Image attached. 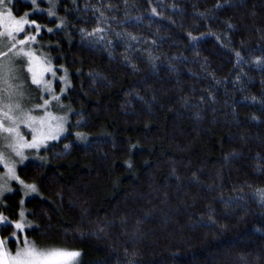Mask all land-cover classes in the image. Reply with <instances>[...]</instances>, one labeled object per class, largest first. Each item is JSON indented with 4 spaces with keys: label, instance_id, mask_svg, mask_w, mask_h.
<instances>
[{
    "label": "trees",
    "instance_id": "obj_1",
    "mask_svg": "<svg viewBox=\"0 0 264 264\" xmlns=\"http://www.w3.org/2000/svg\"><path fill=\"white\" fill-rule=\"evenodd\" d=\"M11 12L68 78L67 133L18 169L36 195L4 198L28 240L77 264H264V0Z\"/></svg>",
    "mask_w": 264,
    "mask_h": 264
},
{
    "label": "rangeland",
    "instance_id": "obj_2",
    "mask_svg": "<svg viewBox=\"0 0 264 264\" xmlns=\"http://www.w3.org/2000/svg\"><path fill=\"white\" fill-rule=\"evenodd\" d=\"M20 1L22 4L30 0ZM13 5L14 0H4L0 4V32L12 29L14 21L21 17L27 19L28 24L23 32L16 34L17 40L25 39L26 42L23 45L16 43L11 52L8 49L14 41L0 36V218H7L0 223V230L8 224L14 227V232L7 237L0 235V241L4 242L0 244V256L5 264H19L16 254L29 246L40 251H69L28 240L23 227H15L17 223L22 224V219L13 222L5 213L4 198L15 190H20L24 199L36 195L37 188L33 192L26 187L34 184L24 182L18 169L36 158V154L48 143L63 137L69 121V113L61 102L68 87V78L62 69L34 53L32 39H29L31 35L26 32L35 23L26 16H14L11 12ZM9 12L10 17L7 15ZM34 79L39 83H34ZM9 240L15 242L13 247L9 246ZM77 261L78 257L72 264H77Z\"/></svg>",
    "mask_w": 264,
    "mask_h": 264
},
{
    "label": "snow or ice",
    "instance_id": "obj_3",
    "mask_svg": "<svg viewBox=\"0 0 264 264\" xmlns=\"http://www.w3.org/2000/svg\"><path fill=\"white\" fill-rule=\"evenodd\" d=\"M3 3L4 0H0V4ZM33 3H35V0H33ZM7 15L10 17L11 13L9 12ZM49 15H52V13L50 12ZM27 24V19L21 17L20 20L14 21V26L12 29H6L5 31L0 32V36H7L10 40L14 41L11 48L8 49L9 52H11L16 47V43L23 45L26 42L25 39L17 40L16 34L23 32L25 25ZM29 39L35 40V37H30ZM4 55H7V53H4ZM33 82L39 83V81L35 79ZM26 187L30 188L33 192L36 191L34 185H26ZM21 203H23V201H21ZM21 216H23V213H21ZM6 219L7 218H0V223H3ZM15 227L17 229H22L23 226L21 223H17ZM3 243V241H0V244ZM79 255L80 253L76 251H64L56 249L40 251L34 246H29L22 252H18L16 254V258L19 264H72V262L75 261ZM0 264H5L2 256H0Z\"/></svg>",
    "mask_w": 264,
    "mask_h": 264
}]
</instances>
